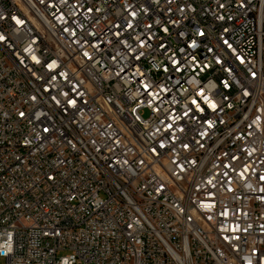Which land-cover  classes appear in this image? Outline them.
Masks as SVG:
<instances>
[{"label":"built area","instance_id":"built-area-1","mask_svg":"<svg viewBox=\"0 0 264 264\" xmlns=\"http://www.w3.org/2000/svg\"><path fill=\"white\" fill-rule=\"evenodd\" d=\"M262 178L264 0H0L4 264H261Z\"/></svg>","mask_w":264,"mask_h":264},{"label":"snow or ice","instance_id":"snow-or-ice-1","mask_svg":"<svg viewBox=\"0 0 264 264\" xmlns=\"http://www.w3.org/2000/svg\"><path fill=\"white\" fill-rule=\"evenodd\" d=\"M227 86H228V85L225 84V87H227ZM197 95H199V93H197ZM204 99H205V101L208 103L209 107H211V108H215V107H216V105H215L214 103H212L211 101H209L207 97H204ZM192 103H193L194 105H196V104H197V101H196V100H193ZM197 108H198V110H199V105H197ZM262 179H264V178H262ZM261 264H264V261H262Z\"/></svg>","mask_w":264,"mask_h":264},{"label":"rangeland","instance_id":"rangeland-1","mask_svg":"<svg viewBox=\"0 0 264 264\" xmlns=\"http://www.w3.org/2000/svg\"><path fill=\"white\" fill-rule=\"evenodd\" d=\"M143 115H144V117H147L148 116V111L144 110L143 111ZM4 263H5V259L3 257H0V264H4Z\"/></svg>","mask_w":264,"mask_h":264}]
</instances>
